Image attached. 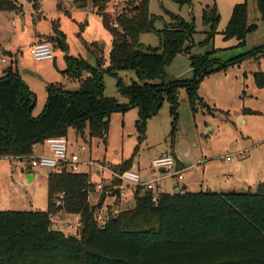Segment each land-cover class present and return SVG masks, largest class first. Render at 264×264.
Masks as SVG:
<instances>
[{
  "label": "trees",
  "instance_id": "obj_1",
  "mask_svg": "<svg viewBox=\"0 0 264 264\" xmlns=\"http://www.w3.org/2000/svg\"><path fill=\"white\" fill-rule=\"evenodd\" d=\"M90 1L92 11L102 16L112 36L108 66L103 67L98 58L94 66L81 56L65 54L66 67L61 73L79 79L78 87L69 90L61 83H48L45 108L32 117L35 98L16 66L9 64L0 76V157L27 160L32 144L50 136L66 137L69 127L81 134L87 128L90 138L105 140L111 113L132 107L140 110L135 127L141 143L146 119L158 111L164 97L169 101L174 132L177 87L185 86L194 109L202 102L197 93L201 79L227 65L208 52H189L195 33L193 21L172 14L174 23L156 30L149 0H124V11L115 16L106 11L110 0ZM86 2L77 0L79 7ZM256 3L264 19V0ZM0 10L18 12L21 7L15 0H0ZM201 21L209 30L205 44L213 40L220 21L215 2L202 9ZM253 28L254 24L247 21L246 1L238 2L232 7L222 36L235 38L241 46ZM148 31L158 34L159 48L143 47L139 42L140 35ZM45 38L66 50L64 35L58 28L54 27V34ZM187 42L190 44L186 46ZM260 50L264 46L254 51ZM179 52L188 54L192 76L166 81L165 68ZM121 70H133L138 80L125 84L118 75ZM105 73L116 79V88L126 102L104 95ZM253 80L258 88H264V71L253 72ZM137 149L138 145L134 153ZM131 163L125 161L113 171L121 173ZM119 182L118 178L112 179L111 195L119 197ZM46 185V210H0V264H264V181L253 192L175 188L155 194L137 186L133 204L108 216L103 224L98 222L96 210L105 194L100 195L97 204H90L92 184L87 173L51 170ZM61 192V204L56 205ZM58 212L79 215L77 235L55 229L51 217Z\"/></svg>",
  "mask_w": 264,
  "mask_h": 264
},
{
  "label": "rangeland",
  "instance_id": "obj_2",
  "mask_svg": "<svg viewBox=\"0 0 264 264\" xmlns=\"http://www.w3.org/2000/svg\"><path fill=\"white\" fill-rule=\"evenodd\" d=\"M15 1L21 7L19 15L15 11L0 10V51L12 54L11 57L5 54L6 64L15 59L13 65L16 64L22 80L35 98L31 116L37 117L46 105L48 83L64 82L66 89L77 88L76 83H67L61 73L66 67L65 54L81 56L94 66L98 58L100 64L106 67L109 64L112 36L103 25L102 16L92 11L90 0L83 7L78 6L77 0ZM245 1L247 21L248 24H254V28L247 33L244 44L238 46L235 38L224 39L221 34L232 0H149V12L156 16V30L173 24L172 14L193 21L195 33L189 52H208L227 65L201 79L197 93L202 102L197 103L194 109L190 106L185 86L177 87L174 132L173 117L166 97L158 111L146 119L145 139L141 143H138L135 127L140 113L138 107L113 111L105 140L90 138L87 128L81 134L69 127L66 133L68 150L80 157L79 172H90L87 160L92 165H103L105 169L132 160L139 163L140 173L144 177L151 169L153 158L163 152H170L189 166L183 176L184 181L190 183L191 191L256 190L258 183L264 181V88L255 85L253 72L264 71V50H254L264 46V19L259 14L256 0ZM214 2L220 15L218 33L213 40L204 44L209 30L201 21V13L205 5ZM124 8V0H110L106 11L115 16ZM54 27L63 33L66 50L55 47L56 43L45 38L53 47L55 61L34 60L30 54L31 45L38 42L39 35L54 34ZM139 42L143 47H160V38L155 31L142 33ZM189 44L187 42L185 45ZM230 60L233 63H228ZM3 66L0 63V73L3 72ZM118 75L125 84L138 80L133 70H121ZM191 76L188 54L184 52L177 53L165 68L166 81L188 79ZM103 82L104 95L113 96L121 103L127 101L118 92L113 76L105 73ZM80 145H86L90 150L81 151ZM137 145L138 149L134 153ZM187 153L189 155L185 156ZM28 161L29 158L0 157V210H46V177L51 170L33 167L31 171L34 179L29 181ZM22 167L25 169L22 170ZM175 182L176 179L172 177L164 179L163 190L172 192ZM132 191L127 190L125 196L121 197L122 204L113 199L114 204L104 208L107 213L104 219L120 209L130 207ZM91 193L88 198L90 204L94 205L97 195ZM105 193L111 195L109 191ZM103 204L105 206L106 201ZM99 210L103 209L96 210L98 222ZM77 220V217L58 212L53 215L52 222L55 229L77 235ZM67 222H71L72 227L68 228Z\"/></svg>",
  "mask_w": 264,
  "mask_h": 264
},
{
  "label": "built area",
  "instance_id": "obj_3",
  "mask_svg": "<svg viewBox=\"0 0 264 264\" xmlns=\"http://www.w3.org/2000/svg\"><path fill=\"white\" fill-rule=\"evenodd\" d=\"M117 27V23L114 24ZM30 54L36 61H53L54 51L53 47L48 41L41 40L31 45ZM4 62V59H1ZM43 144L49 150V154H39L34 153L37 143L32 144L31 153L29 154V165L33 167H47L50 170H67L70 172H79L78 165L80 164V158L78 154L70 152L68 150V142L65 136H50L47 137ZM80 150H86V145H80ZM227 160L230 159L229 156L226 157ZM152 179L143 180L141 178L140 172L137 169V163L132 161L130 167L121 173L113 172L112 179L118 178L119 185L117 186L119 197L125 196L126 190L133 189L137 186H142L147 190L153 191L155 194L158 192L157 186L161 179L167 177L176 176L178 179L182 178L181 171L176 167V157L170 152H163L156 156L151 161ZM100 168H104L103 165H99ZM98 189H103V186L97 184ZM178 189V188H177ZM182 190V188L180 189ZM91 192V191H90ZM89 192V194H90ZM64 193L61 192L55 202L56 205L61 204V200ZM106 213L103 210L98 211V219L100 224H103ZM53 221V217H51ZM68 228L72 227L71 222H67ZM75 226L78 228L80 226L79 219L75 222Z\"/></svg>",
  "mask_w": 264,
  "mask_h": 264
},
{
  "label": "crops",
  "instance_id": "obj_4",
  "mask_svg": "<svg viewBox=\"0 0 264 264\" xmlns=\"http://www.w3.org/2000/svg\"><path fill=\"white\" fill-rule=\"evenodd\" d=\"M242 1H245V0H242ZM241 0H232V2L230 3V5H229V11L227 12V15H226V20L228 21V19H229V16H230V13H231V10H232V7H233V5L235 4V3H238V2H242ZM250 0H248V2H249ZM253 3V2H252ZM19 13H20V11H18L17 12V14L16 15H19ZM260 14V13H259ZM227 21H226V23H227ZM226 25V24H225ZM224 29V28H223ZM222 29V30H223ZM222 30H221V34H222ZM217 33H218V27H217ZM45 36L46 35H43V36H38L37 37V41H41V40H44L45 39ZM237 42V41H236ZM3 51H5V50H2V51H0V63L1 64H3L4 66H3V68H2V73H0V76H2L3 74H4V71H5V69H6V67L9 65V64H11L12 63V65H13V62H15V59H11L10 60V62H9V64H6V60H5V54L3 53ZM54 51V50H53ZM1 56H3V57H1ZM9 56L11 57L12 56V54L10 53L9 54ZM4 59V62H2L1 61V59ZM45 61H47V60H45ZM55 61V57H54V60L53 61H49V62H54ZM14 67L16 66V64L15 65H13ZM17 68V67H16ZM17 70H18V68H17ZM63 70V69H62ZM61 70V71H62ZM18 72H19V70H18ZM64 75V74H63ZM64 77H65V79H66V82L68 83V82H73V83H76L77 84V87H78V85H79V79H71V78H68L67 76H65L64 75ZM51 83V82H50ZM55 83V82H54ZM64 87H65V85H66V83H61ZM240 120L242 121V118H240ZM87 147V146H86ZM89 149V147H87V149L86 150H88ZM86 150H81V151H86ZM90 150V149H89ZM34 153H39V154H49V150L47 149V147L43 144V142L42 143H37V146H36V148H35V150H34ZM189 154L187 153V154H185V156H188ZM80 158V157H79ZM152 161V160H151ZM80 163H81V160H80ZM151 163V162H150ZM86 164L88 165V167H89V173H87L88 174V176H89V181H90V183L92 184V189H91V192H93V193H91V194H96L97 195V202L96 203H94V205L95 204H97L98 203V201H99V198H100V195L102 194V193H104V192H110V190H111V186H110V184H111V181H112V173L114 172L113 170V168H109V169H105V167L104 168H100L99 166H96V165H92L91 163H90V160H87L86 161ZM93 167V171H91V168ZM176 167H177V169H179L180 171H181V174H182V178L181 179H178L176 176H174V177H172V178H175L176 179V182L173 184V188L175 189H186V190H189V191H191V189H190V187H189V185H190V183L188 182V181H184V176H183V172L185 171V170H187L188 169V167L189 166H186L184 163H183V161H182V159L181 158H177L176 157ZM150 168H151V166H150ZM137 169H138V171L140 172L141 171V169H140V165H139V163H137ZM22 170H24V168L22 167ZM93 173V174H92ZM28 175H30V174H32V177H27L28 178V180L29 181H32L33 179H34V174H33V172L31 171V172H28L27 173ZM140 175H141V173H140ZM154 176L152 175V169H149V171L147 172V175L146 176H144V177H142V175H141V178L143 179V180H149V179H152ZM168 178V177H167ZM164 179H166V178H163V179H161L160 181H159V183H158V186H157V190L158 191H164L163 190V188H162V181L164 180ZM181 181V182H180ZM97 184H100V185H102L103 186V189H98L97 187H96V185ZM129 190V189H128ZM130 190H132V189H130ZM127 191V190H126ZM134 191V190H133ZM133 191H132V194H133ZM115 201H119V203L120 204H122L121 203V197H117L116 195H108V194H106L105 193V198H104V201L102 202V204L98 207L99 209H103V211H104V208H106L107 206H109V205H113L114 204V200ZM105 201H106V204H105V206H104V204L103 203H105ZM133 204V201L131 202V205ZM98 208H97V210H98ZM105 212V211H104ZM106 213V212H105ZM65 214H67V215H71V216H73V217H77L78 219H79V215H77V214H68V213H65Z\"/></svg>",
  "mask_w": 264,
  "mask_h": 264
},
{
  "label": "water",
  "instance_id": "obj_5",
  "mask_svg": "<svg viewBox=\"0 0 264 264\" xmlns=\"http://www.w3.org/2000/svg\"><path fill=\"white\" fill-rule=\"evenodd\" d=\"M27 177H32V174H30V175L27 174Z\"/></svg>",
  "mask_w": 264,
  "mask_h": 264
}]
</instances>
